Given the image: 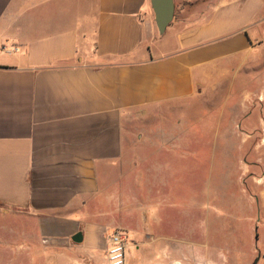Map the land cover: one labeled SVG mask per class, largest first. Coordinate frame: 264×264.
Instances as JSON below:
<instances>
[{"label":"crops","instance_id":"obj_1","mask_svg":"<svg viewBox=\"0 0 264 264\" xmlns=\"http://www.w3.org/2000/svg\"><path fill=\"white\" fill-rule=\"evenodd\" d=\"M174 1L160 34L151 0H95L89 15L82 0H0L5 251L39 249L42 264H107L110 235L121 230L133 243L128 264H194L198 252L214 264H264V251L242 256L236 237L233 250L224 245V217H212L209 202L191 223L167 211L161 182L174 189L194 166L204 171L202 152L195 164L183 153L188 135L168 133L173 142L151 160L145 135L129 130L149 109L199 99L222 116L238 101L223 156H239L238 181L253 190L244 218L253 232L254 206L264 211V0Z\"/></svg>","mask_w":264,"mask_h":264},{"label":"rangeland","instance_id":"obj_2","mask_svg":"<svg viewBox=\"0 0 264 264\" xmlns=\"http://www.w3.org/2000/svg\"><path fill=\"white\" fill-rule=\"evenodd\" d=\"M84 1L81 2L82 13L89 15L90 10L88 9L91 7V2L93 4L95 0H91L88 5ZM163 39L165 41L173 40L170 29ZM233 72L231 73L233 74ZM234 107H238V101L231 100L223 109V115L220 116L221 108L213 109L200 102L199 99H195L183 103L182 106L168 105L162 108L149 109L145 118L130 120L129 130L137 135H145L146 149L143 148L141 152L145 154L147 159L151 158V160L155 150L158 149L157 147L162 143H166L168 147L173 142L169 139L168 133H180L182 137L188 135L189 150L183 153L189 154V159H193L195 164L199 158L197 153L201 154L202 152L205 160L204 171L198 172L194 166L187 185L179 183L178 187H174V189H171L168 183L161 182L159 195L167 202L166 205L169 207L167 211L174 214L177 219H183L189 223L196 218L195 216L206 212V208L209 207L206 202H209L211 215L217 216L219 213L221 217H224L218 222L216 220V230L219 231L220 235L222 234L224 245L233 250L234 238L236 237L240 243L242 256L245 257L251 256L254 250L259 254L264 251V211L260 210L259 205L258 208L254 206L252 210L254 215H251L255 218L254 229L253 232H250L249 221L244 218L251 214L249 203L253 190L249 180L242 181V184L238 181L240 178H237L239 174L236 172L234 163L239 160V156H231V159L223 156L225 153L223 151L224 143L234 145L233 140L223 141L222 139V131L230 133L234 131V113L239 111L238 108L234 109ZM156 137L165 139H155ZM132 143L134 141L131 140ZM230 152L233 153L234 150L231 149ZM206 166H209L208 172H206ZM167 172H169L168 167ZM226 172L232 174V177H226L228 175ZM207 179L209 180V187L206 186ZM203 202L205 208H202ZM213 215L212 217H214ZM261 218L263 224L257 222ZM227 254H233V252L227 251ZM41 256L42 252L39 249L34 251L25 249L11 253L0 246V264H42ZM149 256H152V253H148L147 258ZM221 257L223 256L221 255ZM14 258L16 260H13ZM226 258L233 259V256H226ZM243 262L248 264L245 259ZM194 264L214 263H212V257L209 254L198 252L195 253Z\"/></svg>","mask_w":264,"mask_h":264},{"label":"water","instance_id":"obj_3","mask_svg":"<svg viewBox=\"0 0 264 264\" xmlns=\"http://www.w3.org/2000/svg\"><path fill=\"white\" fill-rule=\"evenodd\" d=\"M151 6L155 15V22L160 34H164L172 24L175 18V1L174 0H151ZM78 237H81L79 234ZM76 242H81L77 240Z\"/></svg>","mask_w":264,"mask_h":264},{"label":"built area","instance_id":"obj_4","mask_svg":"<svg viewBox=\"0 0 264 264\" xmlns=\"http://www.w3.org/2000/svg\"><path fill=\"white\" fill-rule=\"evenodd\" d=\"M110 244L111 245L108 250L107 264H128V234L121 230H115L110 235Z\"/></svg>","mask_w":264,"mask_h":264},{"label":"flooded vegetation","instance_id":"obj_5","mask_svg":"<svg viewBox=\"0 0 264 264\" xmlns=\"http://www.w3.org/2000/svg\"><path fill=\"white\" fill-rule=\"evenodd\" d=\"M132 245H133L132 239H130V237H129L128 251H129V248H131ZM127 259H128V252H127Z\"/></svg>","mask_w":264,"mask_h":264}]
</instances>
